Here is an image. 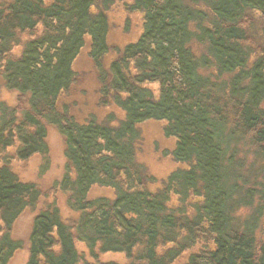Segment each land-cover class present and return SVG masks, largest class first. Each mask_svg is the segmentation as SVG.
Here are the masks:
<instances>
[{
    "label": "trees",
    "instance_id": "obj_1",
    "mask_svg": "<svg viewBox=\"0 0 264 264\" xmlns=\"http://www.w3.org/2000/svg\"><path fill=\"white\" fill-rule=\"evenodd\" d=\"M110 2L0 0V75L16 93L15 104L0 100V264L22 247L15 222L42 198L12 160L39 155L45 173L49 127L64 139L56 187L74 217L56 200L38 208L25 264H81L77 242L94 258L123 253L125 264L184 254L183 264H264V0H131L140 32L112 58ZM86 46L117 122L60 106ZM148 121L163 122L178 163L156 190L138 157Z\"/></svg>",
    "mask_w": 264,
    "mask_h": 264
},
{
    "label": "rangeland",
    "instance_id": "obj_2",
    "mask_svg": "<svg viewBox=\"0 0 264 264\" xmlns=\"http://www.w3.org/2000/svg\"><path fill=\"white\" fill-rule=\"evenodd\" d=\"M131 0H112L108 11L110 17V34L109 42L111 44L112 58L116 53L115 50L131 39H134L141 28V18L138 13L129 12L127 3ZM259 15H254V23L260 24ZM259 20V21H258ZM260 31H252L250 39L254 43L260 42ZM77 80L71 87L70 91L64 94L60 99V106L68 107L79 120L88 118L90 114L100 120H107L111 115L117 122L122 118V113L113 105L104 106L100 103L99 82L96 68L88 54L86 46L75 62ZM0 100H5L9 104L16 103V93L5 88L0 75ZM141 139L139 142L138 157L143 164L149 181L146 185L156 190L160 188L168 174L178 166L172 156L169 154L174 146V139L166 137L163 132V122L148 121L140 125ZM48 143L50 147V166L45 173L41 172L42 158L34 155L28 160H12V167L19 177L25 181L36 182L42 190V198L37 207L40 208L44 203L56 200L61 208L63 216L67 219L74 217V213L67 207L66 196L56 187V182L62 177L65 171L66 159L64 155V139L58 130L54 127L48 129ZM247 157V156H246ZM249 162L253 157L248 155ZM255 164V169H257ZM92 195L106 194L113 195L111 188L94 187ZM26 210L13 226V236L22 241V247L16 250L9 264H25L28 258L29 234L33 225V217L36 210ZM80 252L84 253V261L81 264H94L97 261H118L122 264L127 263L126 255L123 253H98L94 258L89 255L86 246L77 242ZM161 250V247H160ZM187 258L184 254L174 264H183Z\"/></svg>",
    "mask_w": 264,
    "mask_h": 264
}]
</instances>
